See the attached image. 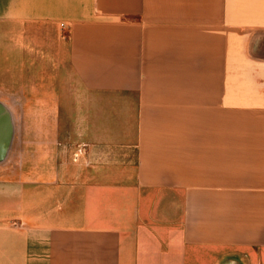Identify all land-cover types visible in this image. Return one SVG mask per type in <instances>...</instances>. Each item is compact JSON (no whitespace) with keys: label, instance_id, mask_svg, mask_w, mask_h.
Listing matches in <instances>:
<instances>
[{"label":"crops","instance_id":"obj_1","mask_svg":"<svg viewBox=\"0 0 264 264\" xmlns=\"http://www.w3.org/2000/svg\"><path fill=\"white\" fill-rule=\"evenodd\" d=\"M6 137L0 264H264V0H0Z\"/></svg>","mask_w":264,"mask_h":264},{"label":"water","instance_id":"obj_2","mask_svg":"<svg viewBox=\"0 0 264 264\" xmlns=\"http://www.w3.org/2000/svg\"><path fill=\"white\" fill-rule=\"evenodd\" d=\"M3 120L6 122V126H5V129L7 130V122H8V120H7V116H3ZM8 141V139H7V137L4 139V141H3V143L0 145V158H2L3 157V154H4V151H5V147H6V144L8 143L7 142Z\"/></svg>","mask_w":264,"mask_h":264},{"label":"built area","instance_id":"obj_3","mask_svg":"<svg viewBox=\"0 0 264 264\" xmlns=\"http://www.w3.org/2000/svg\"><path fill=\"white\" fill-rule=\"evenodd\" d=\"M63 25V24H62Z\"/></svg>","mask_w":264,"mask_h":264}]
</instances>
